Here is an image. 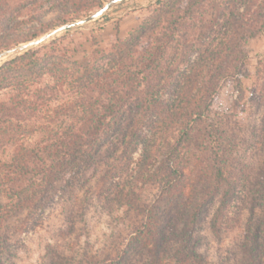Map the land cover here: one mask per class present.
I'll use <instances>...</instances> for the list:
<instances>
[{
    "label": "trees",
    "instance_id": "16d2710c",
    "mask_svg": "<svg viewBox=\"0 0 264 264\" xmlns=\"http://www.w3.org/2000/svg\"><path fill=\"white\" fill-rule=\"evenodd\" d=\"M239 1L243 10L237 8L236 18L235 0H158L127 38H117L108 49L94 50L85 64L73 60L53 41L1 65L0 229L11 216L47 205L49 189L82 163L97 161L105 140L118 133L135 134L168 90L189 77L190 59L202 46L199 35L213 33L212 58L217 59L222 47L231 44L230 55L244 63L247 53L237 56L234 48L240 45L233 42L231 32L238 24L239 42L264 36V0ZM47 3L69 13L73 4L86 11L101 9L104 0H0V51L32 41L68 21L59 17L44 22L39 11ZM24 13L39 27L31 26L22 35L18 18ZM221 20L227 32H218L223 25L213 29ZM213 75L209 72V79ZM211 97L192 111L190 123L180 128L166 150L169 172L162 194L167 208L162 213L153 208L147 211L124 252L126 264H210L191 239L205 221L209 203L216 200L209 220L216 236L240 227L243 210L251 212L239 246L241 257L229 264H264V152L257 177L246 180L248 184L229 175L224 134L206 116ZM260 101H264V83ZM23 119L29 122L23 124ZM200 126L204 129L201 142L195 133ZM185 150L200 151L194 157L192 178L180 167ZM255 205L263 209L260 216L254 214ZM173 240L181 243L182 250L172 252ZM133 250L139 257L136 262L129 260ZM170 252L174 256L169 257ZM0 264H5L1 257ZM115 264H121L120 259Z\"/></svg>",
    "mask_w": 264,
    "mask_h": 264
},
{
    "label": "rangeland",
    "instance_id": "374dc122",
    "mask_svg": "<svg viewBox=\"0 0 264 264\" xmlns=\"http://www.w3.org/2000/svg\"><path fill=\"white\" fill-rule=\"evenodd\" d=\"M109 1L104 0V5ZM235 1L232 11H242L241 1ZM157 2L126 0L103 17L62 31L43 44L55 41L73 60L85 64L94 50L108 49L117 38H127L151 14ZM97 10L86 11L73 4L69 6V13H64L59 5L47 3L39 13L44 22L57 21L59 17L68 20L48 33ZM76 14L78 18L73 20ZM18 20L22 22V35L31 26L39 27L25 13ZM223 24L221 20L213 29L217 31ZM222 27L218 32H227V26ZM231 33L233 42L240 45L239 49L234 48L237 56L245 54L244 51L247 53L244 63L236 62L238 57L230 55L231 44L222 47L217 59L212 58L209 42L213 33L207 31L199 35L202 46L190 59L193 70L189 77L182 78L179 86L168 90L163 100L137 126L135 134L118 133L105 140L97 161L82 163L61 176L49 189L47 205L17 213L3 224L0 257L5 264H115L119 259L121 264H126L124 252L129 250L133 236L145 222L147 211L153 208L162 213L167 208L162 194L169 172L164 154L174 143L180 128L190 123L188 116L204 106L209 95L212 97L206 116L224 134L229 175L239 177L245 184H248L246 180L257 177L264 152V101H260L264 83V36L239 42L238 24ZM25 51L1 58L0 66ZM211 71L214 75L209 79ZM201 78L206 83L200 81ZM20 121L23 124L29 122L28 119ZM202 130L203 126H200L195 132L200 142ZM195 154L200 151L185 150L180 159V167H184L191 178ZM243 184L241 187L245 186ZM217 204V200L209 203L205 221L193 234L191 244L210 264L235 263L241 257L239 246L245 237V224L251 212L247 208L243 210L240 227L216 236L209 220ZM261 210L254 206L255 215L260 216ZM170 247L173 253L182 250L181 243L175 240L171 241ZM171 256L174 255L170 252ZM129 260H139L134 250L129 253Z\"/></svg>",
    "mask_w": 264,
    "mask_h": 264
},
{
    "label": "water",
    "instance_id": "95a60500",
    "mask_svg": "<svg viewBox=\"0 0 264 264\" xmlns=\"http://www.w3.org/2000/svg\"><path fill=\"white\" fill-rule=\"evenodd\" d=\"M124 1H126V0H110L101 9L97 10L96 12L92 13L90 16H88L84 19L76 20L74 22L67 23L65 25H62V26L46 33L44 36H42L38 39L32 40L30 42L24 43V44L19 45L17 47H14V48H11V49H8L6 51L1 52L0 53V59L4 58L10 54H14L17 52H21L23 50H28L30 48L39 46V45L43 44L45 41H47L48 39H50L51 37L55 36L56 34L62 32V31H66V30L84 25L90 21L97 20V19L103 17L104 15H106L108 12H110L113 9V7H115L117 4L124 2Z\"/></svg>",
    "mask_w": 264,
    "mask_h": 264
}]
</instances>
